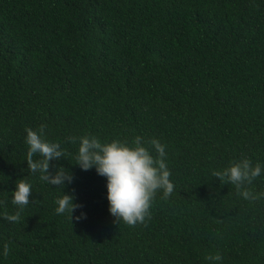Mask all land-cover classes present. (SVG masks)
I'll use <instances>...</instances> for the list:
<instances>
[{"label":"trees","instance_id":"obj_1","mask_svg":"<svg viewBox=\"0 0 264 264\" xmlns=\"http://www.w3.org/2000/svg\"><path fill=\"white\" fill-rule=\"evenodd\" d=\"M41 124L65 149L61 189L28 175ZM86 134L166 145L175 188L144 223H118L105 178L73 163L66 138ZM241 155L264 163V0H0V264H264V202L210 175ZM60 191L81 206L69 220Z\"/></svg>","mask_w":264,"mask_h":264},{"label":"clouds","instance_id":"obj_2","mask_svg":"<svg viewBox=\"0 0 264 264\" xmlns=\"http://www.w3.org/2000/svg\"><path fill=\"white\" fill-rule=\"evenodd\" d=\"M45 125L38 130L26 129L24 143L28 175H38L47 185L63 188L72 181L71 173L63 167L54 166L49 171V161L59 160L65 155L60 142L44 138ZM67 143L76 145L74 162L81 170L94 169L95 173L105 178V197L108 213L118 222L129 226L144 223L150 215V208L158 193L169 197L175 188L170 179L171 171L167 164L166 145L156 138L145 140L140 135L128 139H101L96 135L69 136ZM38 157V158H34ZM27 175V176H28ZM210 175L222 183L234 186L237 195L250 205L264 202V189L252 187L254 182L264 175V163L241 155L226 167L212 169ZM32 192L31 183L24 178L15 181L11 192V203L17 206L14 214H5L10 222L21 219L20 211L29 203ZM70 193H62L55 202L56 214H67L68 220L75 209L81 207L74 202ZM86 214L81 212L74 219H82ZM9 247L2 246L0 255L7 256ZM210 259L219 261V254Z\"/></svg>","mask_w":264,"mask_h":264}]
</instances>
